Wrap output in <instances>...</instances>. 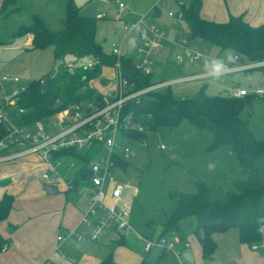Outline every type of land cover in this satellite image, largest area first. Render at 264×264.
<instances>
[{"label": "trees", "instance_id": "16d2710c", "mask_svg": "<svg viewBox=\"0 0 264 264\" xmlns=\"http://www.w3.org/2000/svg\"><path fill=\"white\" fill-rule=\"evenodd\" d=\"M64 1L66 16L63 29L52 31L40 16L33 15L31 24L21 25L8 42L30 35L31 49L52 47L58 62V72L52 70L42 79L29 82L19 95L17 108L27 111L20 118L21 124L52 116L94 91L90 81L101 75V68L69 76L63 69L65 59L92 55L110 63L96 40L97 24L101 18L83 15L75 0ZM15 3L16 0H4L1 12L6 17L14 13L18 9L14 7ZM202 5L203 0H190L188 8L184 10L185 22L189 23L194 39L206 40L220 49L233 51L236 61L262 64L254 69L264 76V23L253 27L241 17H231L225 23L208 21L201 17ZM133 62L131 57L123 59L124 76L134 85V89L152 85L153 76L136 69ZM46 78L50 82L44 90L43 81ZM257 100L250 93L241 98L211 96L206 93L205 87L194 97L180 100L168 88L149 92L138 103L132 101L126 105L125 114H131L134 122L149 131L158 126L175 128L183 120H188L200 132L213 137V148H230L241 167V178L234 182L235 189L232 191L196 182L195 193L172 194L176 206L167 217L160 236L173 233L183 220L195 217L197 225L192 234L199 241L205 257L212 255L217 248L213 238L217 232L235 228L242 243L252 246L261 241L264 228V140L255 138L247 120L241 116L245 106ZM130 134L137 139L145 137L144 133L138 131ZM5 135L6 129L0 124V138ZM122 166L126 169L128 164L123 163ZM85 184L79 179L75 181L77 188ZM4 185L6 181H0V186ZM13 203L14 197L9 194H4L0 199V224L9 217ZM124 243L123 238H119V245ZM6 245L7 240L0 233V253ZM116 246L111 247L101 264H117L113 260ZM161 252L160 258L165 256V251ZM141 264L149 263L144 260Z\"/></svg>", "mask_w": 264, "mask_h": 264}, {"label": "rangeland", "instance_id": "374dc122", "mask_svg": "<svg viewBox=\"0 0 264 264\" xmlns=\"http://www.w3.org/2000/svg\"><path fill=\"white\" fill-rule=\"evenodd\" d=\"M156 1L125 0L128 6L127 11L120 10L115 4V0H75V3L81 8L83 15L101 18L105 16V19L99 20L96 32L97 37L102 39L105 36H112L114 28H119L120 22L140 19L152 10ZM185 1L189 3L190 0ZM16 4L21 9L18 14L0 17L1 39L9 38L11 40L12 34L17 31L20 25L31 23L34 14L44 17L50 27L52 25L61 27L60 19L65 11V3L62 0H50L49 2L48 0H17ZM150 5H152L151 9L147 10ZM172 9L176 10L177 7L172 6ZM167 10V7H162L158 23H162L166 29L173 31L176 42L177 38L181 37L179 39L187 40L190 45L195 44L203 55L198 61L193 62L183 48L175 43L171 45L166 42V46L156 55L153 81L208 73L205 69L207 60L225 59L229 71L221 78L209 77L179 83L173 85L171 91L180 100L194 97L203 87L208 95L225 96L232 89V80H234V88L247 89L254 98L258 99L247 104L241 116L247 120L248 127L255 138L264 140V95L254 93L255 88L264 89V76L261 71L254 69L259 64L243 62L234 66L237 61L233 51L220 49L206 40L194 39L191 27L187 22L173 27L166 16ZM179 54L181 55L180 60L176 59V55ZM227 55L232 56L231 61L227 60ZM57 67L58 62L54 58L53 48L31 49L27 36H19L10 43L0 44V73L19 77L21 79L20 88L26 87L31 81L42 79ZM104 73L108 77L112 74L110 70H105ZM232 77L234 78L231 79ZM212 141L211 135L200 132L188 120H183L175 128L158 126L155 130L148 132L147 147L129 143L138 150V153L128 159L129 167L126 172L116 173L119 181L131 180L130 185H126V195L130 199L132 225L131 228L123 232L127 237L125 243L117 245L119 246L117 250L122 251L125 255L121 259L129 264H136L142 258H145L149 264H183L182 259L180 260L181 251L185 244L190 247L192 242H195L192 236L197 225L195 217L183 220L179 229L173 231L176 246L174 251L164 252L165 255L167 254L164 258H160L161 249L158 247H153L149 253H145L143 250L144 241L141 236L154 239L157 234L161 233L164 222L176 206V199L171 196L172 194H193L197 191L196 182H203L213 187L221 186L225 191L235 189L234 182L241 178L239 162L236 156L231 153L230 148H213ZM162 145L165 146L164 150L160 148ZM65 161L63 160V162ZM36 171L37 176H34V180L40 181L42 171ZM73 174L74 170H72ZM59 182L61 183L59 184V194L66 195L67 190L64 188L67 189V184ZM75 195L73 194V197ZM18 204H20L19 201ZM234 233L236 230H231L223 237L218 235L221 244L212 254L213 257L216 255L218 260L209 261L207 258L206 264H228L226 262L228 254L226 247ZM117 236L118 233L110 231L109 234L101 238L99 240L102 242V245H99L100 252L109 251L105 246L107 243L108 245L112 244V240H115ZM88 238V243L93 247L99 242Z\"/></svg>", "mask_w": 264, "mask_h": 264}, {"label": "built area", "instance_id": "2783aa9c", "mask_svg": "<svg viewBox=\"0 0 264 264\" xmlns=\"http://www.w3.org/2000/svg\"><path fill=\"white\" fill-rule=\"evenodd\" d=\"M171 1L179 9L168 10L167 15L174 25L181 24L185 21L184 10L189 5L184 0H157L154 11L171 5ZM118 4L121 10L127 9L125 2L119 1ZM134 34L137 37L133 41L139 55L138 58H132L134 66L145 75H153L154 56L168 35L160 25L149 19V15L129 23L124 40ZM176 44L188 52L194 62L202 57L197 46L190 45L187 40L178 39ZM107 57L110 63L100 56L92 55L65 59L63 69L69 76L108 67L114 71L112 81L107 89L94 88L92 93L70 103L52 116L32 123H20L21 116L27 112L17 108L19 95L24 89L19 87L21 79L0 73V124L6 129V135L0 138V164L16 163L35 156L45 168L41 177L44 182L56 185L63 179V170L68 167L70 171L74 170L71 188H74V182L78 179L86 183L80 188L89 191L88 207L82 223L90 227L85 232H69L70 238L90 237L93 241H99L110 231L119 234L131 228V209L120 204L126 183L120 182L116 173L124 172L122 164L138 153L129 143L147 147L146 135L150 131L134 122L131 114H125L126 105L132 101L138 103L152 91H164L179 83L212 77L208 73H201L134 89V85L124 76L122 44H112ZM176 57L180 59L181 55ZM234 58L237 60L236 56ZM11 84L15 86L10 87ZM254 93L264 95V90L255 89ZM248 94L247 89L232 88L225 96L241 98ZM136 131L144 133L145 137L134 138L130 133ZM160 148L164 150L165 146ZM64 238L60 235L58 241H64ZM175 246L176 240L170 233L145 240L143 249L145 253H149L153 247L172 252ZM252 248L256 250L259 245L254 244ZM5 249L6 246L2 251Z\"/></svg>", "mask_w": 264, "mask_h": 264}, {"label": "crops", "instance_id": "0c3cea01", "mask_svg": "<svg viewBox=\"0 0 264 264\" xmlns=\"http://www.w3.org/2000/svg\"><path fill=\"white\" fill-rule=\"evenodd\" d=\"M3 1L4 0H0V17L2 18L6 17L1 12ZM49 1L50 0H48V2ZM62 1L65 3V11L60 19L61 27L53 25L52 27L48 26L45 18L40 16L44 20L45 25L52 31H59L64 27V20L66 16V2L64 0ZM119 1L125 2V0H115V4L120 9L118 4ZM171 2L173 4L171 3V5L166 6L167 9L170 10L172 9V6H175L177 7L176 10H178L179 7L175 4V2ZM14 7L18 9L9 16L18 14L20 12L21 9L17 7L16 3ZM151 7L152 5H150L147 10H150ZM154 7H152V10L145 15H149V19L153 23L160 25L168 35V39L160 46L154 56L155 65L156 55L158 51L162 50V48L166 46V42L167 44L171 45L173 43L176 44V39H174L175 34L173 33V31L166 29L162 23H158L157 20L160 19V13L162 9L154 11ZM127 10L128 6L125 11ZM166 16L170 20L173 27L181 25L185 22L184 21L181 24L174 25L172 23V20L168 17L167 13ZM104 17L99 18L105 19ZM201 17L208 21H215L218 23H225L229 21L231 17H241L249 25L253 27L259 26L264 23V0H203ZM135 21L125 20L120 22L119 28H114L115 31L113 32L112 36H105L101 39L97 37L96 33V40L101 44L107 56L111 51L112 44L116 43L122 44V52L124 54V57H139L137 53V45L133 41V39H136L137 37L136 34L132 35L130 39L124 40V33L127 25ZM9 41H11L9 40V38H0V44L2 43V45L3 42L7 44ZM27 41L29 43V46H31L32 37L30 35H27ZM187 55L189 56L188 52ZM105 70H110L112 72L111 76H105ZM113 76V69H110L108 67L103 68L101 69V75L98 78L90 81V86L93 89H107V85L110 84ZM233 78L234 77H232L231 79ZM166 80L168 79H160V81ZM232 81V88H234L235 83L234 80ZM12 85L15 86L14 84H11L10 87H13ZM127 168H123L124 172H126ZM36 170H40L42 171L41 173H43L45 168L41 166L38 158L35 156L26 158L16 163L0 164V181H6V185L2 187L0 186V199H2L4 194H9L14 197V203L9 217L0 224V233L2 237L7 240L6 249L0 253V264H101V262L107 257L108 253L110 252L111 247L113 245H119V238H123L125 242V239L127 238L126 235L124 233H119L117 238L115 240H112V244L108 245V243L106 242L107 246L105 247H108L107 249H109V251L100 252L99 245H102L101 241L96 243V246L93 247L88 243L89 239L87 238L80 239L76 237H68L69 232H75L78 230L85 232L88 231L90 227L89 225H85L82 223V217L88 207L89 191L87 189H80L85 185H81L78 188L75 187V182L74 188L70 187V182L72 181L74 175H72V171H70V169H68L67 167L63 170L65 176L63 177V179H61L62 183L64 185L67 184L68 186L67 189L64 188L65 190H67V194H59L58 190L59 184H61L60 182L56 185L51 184L53 186H56L55 193H48L44 189V185L48 183L44 182L41 176L40 181L34 180V176H37ZM71 175L72 177H70ZM123 183H126V185H130L131 180L128 179ZM72 193L76 194L75 197H73ZM18 201L20 202V204H18ZM120 204L131 209L129 196L126 195V186L123 192V196L120 199ZM231 230H236V233L231 235V239L227 244L226 250L228 254L226 262L228 264H264V228L262 229L261 241L257 243L259 245V248L256 250L252 248L253 245L249 246L240 241L239 231L235 228L229 229L225 232H217L213 234V238L217 243V247H219V244H221L219 242L218 235H221L220 237H223V235H227ZM157 232L159 233L160 231ZM109 233L110 232L106 234ZM60 235H63L65 237L64 241H58V237ZM172 236L174 237V233H172ZM192 236L195 239H193L195 242H192L193 244H191L190 247L189 245L185 244L183 251L186 249L191 250V254L194 259L193 263L206 264L207 258H209V261L218 260L216 255H214V257L212 255L205 257L203 255L202 247L199 241L193 234ZM141 239L144 241V243L145 240H153V238L148 239L147 236H141ZM118 247L119 246L114 247L113 260L117 264H129L125 260L121 259L124 258L125 255L122 251L117 250ZM183 251H181L180 253V260L182 259L181 254ZM160 254H162L161 251ZM144 260L146 259L142 258L136 264H141V262ZM189 263L190 262L183 264Z\"/></svg>", "mask_w": 264, "mask_h": 264}, {"label": "clouds", "instance_id": "9594fccd", "mask_svg": "<svg viewBox=\"0 0 264 264\" xmlns=\"http://www.w3.org/2000/svg\"><path fill=\"white\" fill-rule=\"evenodd\" d=\"M227 60L231 61L232 56L227 55ZM205 69L209 75L217 79L221 78L229 71L228 65L223 58L207 60L205 62Z\"/></svg>", "mask_w": 264, "mask_h": 264}, {"label": "water", "instance_id": "95a60500", "mask_svg": "<svg viewBox=\"0 0 264 264\" xmlns=\"http://www.w3.org/2000/svg\"><path fill=\"white\" fill-rule=\"evenodd\" d=\"M242 63H243L242 60L237 61V62L235 63L234 66L240 65V64H242ZM232 67H233V66H232ZM49 82H50V79H49V78H46V79L43 81V89H44V90L47 88ZM45 122L48 123L49 120L46 119ZM44 189H45L48 193H55V191H56V186H53V185H50V184H45V185H44ZM181 255H182V261H183V263H188V262L191 263V262H193V260H194L192 254H191V250H190V249H186V250H184V251L182 252Z\"/></svg>", "mask_w": 264, "mask_h": 264}]
</instances>
